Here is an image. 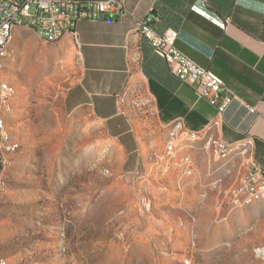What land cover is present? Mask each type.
I'll use <instances>...</instances> for the list:
<instances>
[{"label": "rangeland", "instance_id": "obj_1", "mask_svg": "<svg viewBox=\"0 0 264 264\" xmlns=\"http://www.w3.org/2000/svg\"><path fill=\"white\" fill-rule=\"evenodd\" d=\"M14 30L0 52V258L7 264H264V206L252 205L264 200V179L248 183L250 201L245 192L236 197L247 183L243 171L234 198L218 192L230 176L216 171L210 188L196 180L184 196L171 182L170 161L177 157L181 168L182 160L192 163L193 151L179 150V130L157 123L141 86L122 102L131 114L129 145L139 146L129 154L124 135L85 107L72 112L65 104L80 77L74 41L49 43L31 27ZM118 121L127 129L125 119ZM198 135L189 132L191 139ZM197 152L207 159L233 155H221L218 138Z\"/></svg>", "mask_w": 264, "mask_h": 264}, {"label": "crops", "instance_id": "obj_2", "mask_svg": "<svg viewBox=\"0 0 264 264\" xmlns=\"http://www.w3.org/2000/svg\"><path fill=\"white\" fill-rule=\"evenodd\" d=\"M125 8L128 14L120 19L81 20L75 34L60 38L74 41L80 69L79 80L66 92L65 104L72 112L85 107L115 134L124 135L130 154L139 146L129 145L131 114L122 102L130 89L141 86L157 123L167 131L181 122L176 145L193 151L195 157L192 163L182 160L181 168L177 157L171 158V182L185 196L196 180L210 188L213 182L208 177L216 171L230 176L218 192L233 197L241 171L244 177L250 175L255 163L264 174V0H125ZM151 9L158 16L154 30H175L177 48L216 73L237 97L223 113L179 81L137 32V22ZM120 118L127 129H119ZM189 132L199 135L191 139ZM209 138L229 142L226 146L234 150L233 155L197 158V150ZM261 202L264 206V200L252 205L259 207Z\"/></svg>", "mask_w": 264, "mask_h": 264}, {"label": "built area", "instance_id": "obj_3", "mask_svg": "<svg viewBox=\"0 0 264 264\" xmlns=\"http://www.w3.org/2000/svg\"><path fill=\"white\" fill-rule=\"evenodd\" d=\"M127 14L125 0H0V41L10 24H28L39 31L45 42L51 43L67 33L75 34L76 25L81 20H117ZM157 20L158 16L151 9L137 22V32L149 42L153 52L166 62L179 81L191 86L199 97L207 99L216 107L217 113H223L237 97L216 73L200 66L177 48L175 30L157 33L152 26ZM248 108L253 111L252 107ZM170 127L180 131L182 125L178 121V126ZM219 143L222 149L229 142L222 140ZM262 176V171L253 163L247 183L236 197L244 194L248 183L259 184Z\"/></svg>", "mask_w": 264, "mask_h": 264}, {"label": "bare ground", "instance_id": "obj_4", "mask_svg": "<svg viewBox=\"0 0 264 264\" xmlns=\"http://www.w3.org/2000/svg\"><path fill=\"white\" fill-rule=\"evenodd\" d=\"M21 26H28V27H31V29H33L41 38V35L39 34V31H37L36 29H34L32 26L28 25V24H10L7 26V28L5 29V32L2 33L1 35V41H0V52L2 51V49L6 46V44L9 42V40L11 39V36H12V33L14 31L15 28L17 27H21ZM63 36V35H62ZM61 36V37H62ZM60 37V38H61ZM59 38V39H60ZM58 39V40H59ZM58 40H55V41H58ZM3 101V96L0 92V105H1V102ZM3 134H4V120L3 118L0 116V146L2 145V137H3ZM232 151H234L233 149H231L230 147L226 146L224 148L221 149V155L222 156H226L227 154L231 153ZM246 185V182L244 184V186ZM251 190H249V187L248 185L246 186V198H247V201H250L251 199ZM0 264H7V261L4 259V258H0Z\"/></svg>", "mask_w": 264, "mask_h": 264}, {"label": "trees", "instance_id": "obj_5", "mask_svg": "<svg viewBox=\"0 0 264 264\" xmlns=\"http://www.w3.org/2000/svg\"><path fill=\"white\" fill-rule=\"evenodd\" d=\"M0 168H1V164H0Z\"/></svg>", "mask_w": 264, "mask_h": 264}]
</instances>
